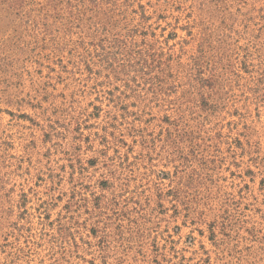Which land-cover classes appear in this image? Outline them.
Returning <instances> with one entry per match:
<instances>
[{
    "label": "rangeland",
    "instance_id": "374dc122",
    "mask_svg": "<svg viewBox=\"0 0 264 264\" xmlns=\"http://www.w3.org/2000/svg\"><path fill=\"white\" fill-rule=\"evenodd\" d=\"M0 264H264V0H0Z\"/></svg>",
    "mask_w": 264,
    "mask_h": 264
},
{
    "label": "trees",
    "instance_id": "16d2710c",
    "mask_svg": "<svg viewBox=\"0 0 264 264\" xmlns=\"http://www.w3.org/2000/svg\"><path fill=\"white\" fill-rule=\"evenodd\" d=\"M12 1H13V2H15V1L18 2V0H12ZM16 5H17V4H16Z\"/></svg>",
    "mask_w": 264,
    "mask_h": 264
}]
</instances>
